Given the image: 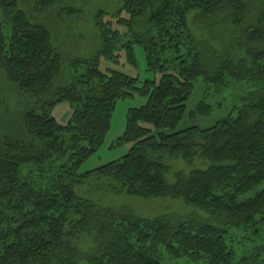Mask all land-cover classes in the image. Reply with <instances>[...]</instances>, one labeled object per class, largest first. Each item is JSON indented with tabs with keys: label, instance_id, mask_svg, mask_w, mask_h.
I'll list each match as a JSON object with an SVG mask.
<instances>
[{
	"label": "trees",
	"instance_id": "16d2710c",
	"mask_svg": "<svg viewBox=\"0 0 264 264\" xmlns=\"http://www.w3.org/2000/svg\"><path fill=\"white\" fill-rule=\"evenodd\" d=\"M59 4L41 0L37 13ZM117 5L95 14L100 49L69 61L63 85L68 60L53 30L20 0H0V69L36 101L9 114L14 133L0 135V264H264V0ZM137 46L158 81L100 70L102 58L122 53L137 65ZM199 79L218 89L247 81L257 96L209 129L175 132ZM136 95L147 104L128 113L120 143L130 152L80 174L110 133L118 101ZM61 103L74 108L66 125L53 116ZM211 111L201 102L193 115ZM179 158L194 169L171 185L166 160ZM94 179L118 196L183 201L203 217L143 219L101 207L76 194Z\"/></svg>",
	"mask_w": 264,
	"mask_h": 264
},
{
	"label": "rangeland",
	"instance_id": "374dc122",
	"mask_svg": "<svg viewBox=\"0 0 264 264\" xmlns=\"http://www.w3.org/2000/svg\"><path fill=\"white\" fill-rule=\"evenodd\" d=\"M43 1V0H42ZM121 0H59L61 4L48 13L40 16L37 13V4L41 0H20V5L29 15L38 21L47 24L54 34V43L67 58L61 83L66 85L71 77L72 70L70 62L77 58L87 59L98 53L97 29L94 25V16L99 9H116ZM91 5V6H90ZM76 13V14H75ZM4 22L2 11L0 10V23ZM137 65H131L125 53L118 59L102 58L100 70L119 71L130 77L138 78L141 82L146 80H159L160 75H155L147 69L146 54L144 48H135ZM66 60V61H67ZM82 71L80 70V73ZM256 95V89L252 83L247 81H230L225 89H218L213 85L206 84L202 79L195 83V88L190 100L187 103V111L184 120L178 125L175 132H182L189 128L198 127L209 129L229 114L237 115L239 107L243 106L249 99ZM257 96V95H256ZM29 101L35 104L36 101L20 95L6 79L5 73L0 69V135H11L14 131L7 123L9 114L15 116L17 112L21 114L25 111ZM206 102L212 107L210 115H193L198 105ZM147 104V98L136 95L118 101L112 119V127L103 146L99 151L84 163L80 169V174H85L105 165L121 160L131 150L132 145L121 144L120 139L124 137L127 125L128 113L132 109H137ZM74 108L69 103L59 104L53 116L61 125H66L72 118ZM4 121L5 124L2 122ZM171 170L166 175L167 182L173 185L176 182L175 175L179 172L189 174L194 166L188 165L181 158L166 160ZM196 166L200 167V164ZM206 168V167H205ZM203 168V169H205ZM100 182L94 180L79 185L76 188L78 197L89 200L101 207L112 209L122 214L143 219H156L161 217H203V213L185 206L183 201H172L170 199H150L131 197L128 195H115L100 188ZM250 193L245 198L252 197ZM194 210V211H193ZM179 218V216H178ZM163 264H187L186 259L165 260Z\"/></svg>",
	"mask_w": 264,
	"mask_h": 264
}]
</instances>
